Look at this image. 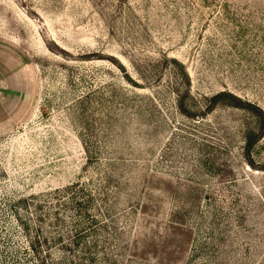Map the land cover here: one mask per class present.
Wrapping results in <instances>:
<instances>
[{
  "label": "rangeland",
  "instance_id": "rangeland-1",
  "mask_svg": "<svg viewBox=\"0 0 264 264\" xmlns=\"http://www.w3.org/2000/svg\"><path fill=\"white\" fill-rule=\"evenodd\" d=\"M261 113L264 0H0V264L72 262L43 200L78 181L100 264H264Z\"/></svg>",
  "mask_w": 264,
  "mask_h": 264
},
{
  "label": "trees",
  "instance_id": "trees-1",
  "mask_svg": "<svg viewBox=\"0 0 264 264\" xmlns=\"http://www.w3.org/2000/svg\"><path fill=\"white\" fill-rule=\"evenodd\" d=\"M224 95L223 93H217L213 97L214 102L224 100L221 99ZM234 99L239 100L237 97H234ZM238 102L240 101L228 104L238 107L240 105ZM259 111L262 112L261 109ZM261 116L264 118L263 113H261ZM262 135H264V129L257 133L249 131L246 135L244 150L250 160V152ZM106 183H109V180ZM43 203L47 208L50 232V236L44 238V242L64 243V249L74 253L70 264H100L96 258L99 249L98 243H109V240L113 239L108 234L109 225L107 220L113 219H111L108 208L110 193L107 190V185L93 191L90 184L81 181L74 182L68 186L45 193ZM115 228L114 225L113 229L121 239V230ZM37 242L39 243V241ZM87 243L94 244L87 245ZM103 255L102 264H117L118 255L116 253L106 251L103 252Z\"/></svg>",
  "mask_w": 264,
  "mask_h": 264
}]
</instances>
